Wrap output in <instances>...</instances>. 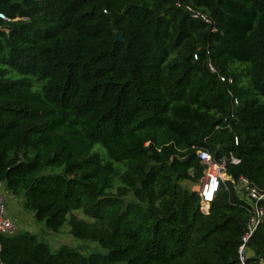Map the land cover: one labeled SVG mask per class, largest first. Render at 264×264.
Wrapping results in <instances>:
<instances>
[{"label":"trees","instance_id":"16d2710c","mask_svg":"<svg viewBox=\"0 0 264 264\" xmlns=\"http://www.w3.org/2000/svg\"><path fill=\"white\" fill-rule=\"evenodd\" d=\"M186 1L216 32L175 0H0L19 18L0 19V182L50 230L107 249L52 252L18 231L3 264H239V178L264 192V0ZM207 58L233 79L235 118ZM198 150L240 159L208 213L182 185L202 177ZM246 247L264 258V218Z\"/></svg>","mask_w":264,"mask_h":264},{"label":"built area","instance_id":"2783aa9c","mask_svg":"<svg viewBox=\"0 0 264 264\" xmlns=\"http://www.w3.org/2000/svg\"><path fill=\"white\" fill-rule=\"evenodd\" d=\"M175 6L178 8H182L185 12L190 15L192 19L203 22L210 28L211 32H216L217 29L212 19L205 12L191 4V2H188L186 0H175ZM0 19L6 22L19 20V18L11 19L2 12H0ZM26 19L27 18H20V20ZM193 58L194 60H197V54H194ZM205 66L209 73L214 75L217 80L227 86L226 94L230 98L229 113L231 118H235V115L239 109V100L229 87L233 85V79L231 77H226L222 75L209 58L206 59ZM218 128L219 127H216V129ZM227 128L230 129V127ZM234 141L235 145H237V137L234 138ZM196 156L203 167V172L202 177L199 183L197 184L195 192H198L197 194L200 198V210L203 213H208L210 204L219 192L221 186L224 184L225 181L230 179L227 174V167L229 165L239 164L240 159L237 158L232 152L219 159H215L211 153L203 150L196 151ZM238 184L239 188H245V196L247 201H249L250 203V207L247 208V212L250 215L249 222L247 224V232L241 239V244L238 248V258L239 264H250L246 261L248 258L246 244L264 218V209L260 205V203L264 200V192H261L256 187L252 186L250 182L244 177L239 178ZM1 186L2 183L0 182V188ZM15 229L16 222L14 219L7 215L5 197L0 190V238L4 235L14 233ZM0 264H3L1 260ZM253 264H264V258H261L259 262Z\"/></svg>","mask_w":264,"mask_h":264},{"label":"rangeland","instance_id":"374dc122","mask_svg":"<svg viewBox=\"0 0 264 264\" xmlns=\"http://www.w3.org/2000/svg\"><path fill=\"white\" fill-rule=\"evenodd\" d=\"M59 171L60 169H53L51 171L48 170V172ZM182 185L192 191H196L197 188V184L191 183L189 181L182 182ZM18 208L23 215L20 218L21 220L19 219V221L22 222L23 220H26L27 223L25 224L22 222L23 225H21L20 227L16 225V229L14 232H31L33 235L36 236L38 241L47 244L52 252H57L59 248L63 246H66L71 250L80 253L83 256H89L91 254H105L107 252V249L103 248L100 244L96 242L79 239L73 236L70 233V229L67 223H64L58 232H54L45 225L44 221H36L32 217V213L26 210L23 207L22 203L18 204ZM73 214L82 221L89 223L92 222V220L88 216H86L82 210L73 211Z\"/></svg>","mask_w":264,"mask_h":264},{"label":"crops","instance_id":"0c3cea01","mask_svg":"<svg viewBox=\"0 0 264 264\" xmlns=\"http://www.w3.org/2000/svg\"><path fill=\"white\" fill-rule=\"evenodd\" d=\"M2 194L5 197V203H6V212L9 217L15 220L17 226L23 225V223H27L26 220H23L22 222L19 221V219L23 216L21 211L18 208V204L21 203V200L16 199L12 195H10L4 188V185L2 184L0 188ZM30 218V217H29ZM21 220V219H20Z\"/></svg>","mask_w":264,"mask_h":264},{"label":"water","instance_id":"95a60500","mask_svg":"<svg viewBox=\"0 0 264 264\" xmlns=\"http://www.w3.org/2000/svg\"><path fill=\"white\" fill-rule=\"evenodd\" d=\"M115 41L123 42V39H122V37H121V35H120L119 32H116ZM186 160H187V158H183V159H182V161H186ZM197 193H198V192H197Z\"/></svg>","mask_w":264,"mask_h":264}]
</instances>
